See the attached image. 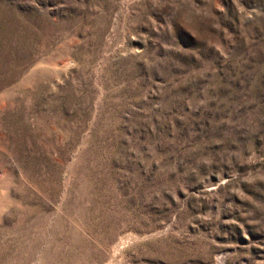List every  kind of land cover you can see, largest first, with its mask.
<instances>
[{
    "label": "rangeland",
    "instance_id": "obj_1",
    "mask_svg": "<svg viewBox=\"0 0 264 264\" xmlns=\"http://www.w3.org/2000/svg\"><path fill=\"white\" fill-rule=\"evenodd\" d=\"M0 264H264V0H0Z\"/></svg>",
    "mask_w": 264,
    "mask_h": 264
}]
</instances>
